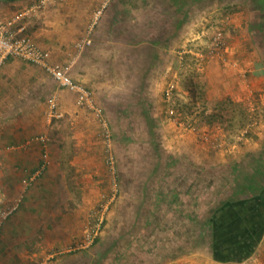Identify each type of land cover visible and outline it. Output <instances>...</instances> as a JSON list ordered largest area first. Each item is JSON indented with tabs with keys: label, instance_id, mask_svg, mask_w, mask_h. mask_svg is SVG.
Instances as JSON below:
<instances>
[{
	"label": "rangeland",
	"instance_id": "rangeland-1",
	"mask_svg": "<svg viewBox=\"0 0 264 264\" xmlns=\"http://www.w3.org/2000/svg\"><path fill=\"white\" fill-rule=\"evenodd\" d=\"M108 2L101 19H113L111 30L103 35L106 23L99 25L102 44L82 60L99 69L101 85L90 89L105 121L72 91L61 96L49 75L18 110L37 117L51 160L48 194H41L48 214L35 216L48 220L37 231L44 246L28 247L20 264L243 263L256 251L219 261L201 224L240 188L264 183V0ZM231 47L248 68L259 65L260 79L246 84L242 100L211 89V65L239 64L227 59ZM170 81L176 89L168 99ZM4 145L0 162L15 153ZM36 182L24 180L16 192L11 184L7 194L0 184V212L18 198L19 209ZM100 219L93 243L83 245Z\"/></svg>",
	"mask_w": 264,
	"mask_h": 264
},
{
	"label": "crops",
	"instance_id": "crops-1",
	"mask_svg": "<svg viewBox=\"0 0 264 264\" xmlns=\"http://www.w3.org/2000/svg\"><path fill=\"white\" fill-rule=\"evenodd\" d=\"M39 1L0 0V22L14 15L15 9L19 11L21 6L24 9L29 8ZM101 3H103L101 0H47L46 5L40 10L33 11L29 17L30 20L23 25L25 32L28 33L29 31L39 46L49 52V58L52 62L70 65L71 75L73 73L76 81L89 88H97L101 85L98 84L100 72L99 69L96 72L94 67L90 69L82 60L89 56L92 59L97 47L102 44L100 32L98 34L97 30L99 25L106 23V26L100 30L104 35L111 30L110 25L113 21V19L108 18L109 24L102 19L96 24L93 23L95 12ZM84 38H90L91 43L80 50L77 44ZM239 50L241 49L235 50L234 47H231L227 59L231 61L235 57L238 60L239 57H242ZM237 62L239 64L234 63L232 66L224 62L221 65L223 67L221 70L218 68L213 70L212 65L210 66L209 73L212 81L215 82L211 87L214 94L221 93L222 96L225 94L236 100H242L243 94L247 93L245 89L248 86L246 84L260 79V77L255 76L258 64L253 62L254 66L248 68L249 64H244L240 59ZM47 75L49 74L41 66L22 58H10L0 67V145L6 143L3 148L8 144V149H14L11 152H15L0 162V184L1 188L5 189L6 194L11 184H16L13 185L16 189L13 190L16 192L22 181L26 180L40 163L41 143L35 136L44 131L32 123L33 120H37L36 116L26 118L23 116L24 113L18 114V110H22V102H29L28 93L30 90L44 85V81L48 78ZM247 77L248 79H246ZM54 83L56 82L54 81ZM61 89L60 94L62 96L65 89ZM67 95L71 96V93H67ZM33 101L37 103L39 100ZM16 118L21 119V122L15 121L13 123ZM36 184L39 185V188L30 189L29 196L24 200L21 207L0 228V264L23 263L29 256L28 247L44 246L43 239L39 241L37 238V231L39 232L40 227L44 230L48 229V220L44 219L43 221L42 218L39 219L35 216L48 214L47 205L43 202L44 198L41 195L48 194V169ZM37 189L39 190L36 191ZM21 192L23 189L16 194L22 195ZM44 240L45 245H48V236ZM33 255L35 256L37 253L34 252ZM180 261L188 260L181 259ZM241 264H264V238L252 257Z\"/></svg>",
	"mask_w": 264,
	"mask_h": 264
},
{
	"label": "built area",
	"instance_id": "built-area-1",
	"mask_svg": "<svg viewBox=\"0 0 264 264\" xmlns=\"http://www.w3.org/2000/svg\"><path fill=\"white\" fill-rule=\"evenodd\" d=\"M49 1V0H48ZM47 0H40L32 7L17 11L13 16L0 22V67L10 58H22L28 62L41 66L47 74L59 85L60 88L72 91L76 94L77 101L80 105L91 108L101 121L104 120L102 108L95 104L94 93L85 84L76 81L70 73V65L59 62H52L49 58V52L43 50L36 39L25 32L22 21L29 18L32 12L40 10L46 5ZM108 0L103 2L96 10L93 23L96 24L108 7ZM91 43L90 38H84L77 44L82 50L85 45ZM176 89L175 81H170L165 88V95L168 99L172 98ZM50 106L56 109L57 102L55 98L50 99ZM36 139L43 145L41 161L38 167L30 173L26 179V183L31 185L38 181L46 172L51 164L48 153V143L50 138L48 135L37 136ZM21 199L18 198L11 207L0 212V227L19 207ZM100 222L97 226L89 228L87 233V242L83 245L92 244L99 233ZM44 264V263H42Z\"/></svg>",
	"mask_w": 264,
	"mask_h": 264
},
{
	"label": "trees",
	"instance_id": "trees-1",
	"mask_svg": "<svg viewBox=\"0 0 264 264\" xmlns=\"http://www.w3.org/2000/svg\"><path fill=\"white\" fill-rule=\"evenodd\" d=\"M201 226L210 230L215 259L239 262L250 257L264 234V183L252 181L240 188L239 196L222 200Z\"/></svg>",
	"mask_w": 264,
	"mask_h": 264
}]
</instances>
